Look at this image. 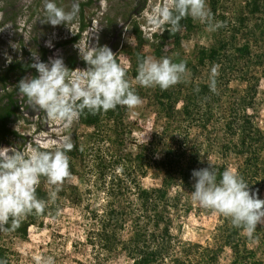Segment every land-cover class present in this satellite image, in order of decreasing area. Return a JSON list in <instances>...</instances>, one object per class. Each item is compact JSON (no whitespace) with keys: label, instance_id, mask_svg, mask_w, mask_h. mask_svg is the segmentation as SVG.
<instances>
[{"label":"rangeland","instance_id":"1","mask_svg":"<svg viewBox=\"0 0 264 264\" xmlns=\"http://www.w3.org/2000/svg\"><path fill=\"white\" fill-rule=\"evenodd\" d=\"M22 2L0 0V114L6 112L7 129L6 133H0V147L17 150L25 148L27 152L33 148L54 151L62 147L65 136L71 137L75 147L68 154L70 175L60 184L57 200L48 205L46 214L28 215L15 231L0 232L2 258L7 260L8 264H37L38 256H53L55 264H130V260L121 250L109 254L95 245L96 224L92 213L94 210L102 213L106 205L104 187L107 179L119 172L121 164H125L127 169L135 168L137 155H140L141 167L145 171L144 174L136 171L141 186L146 189L160 187L162 172L148 163H151L152 159L160 158L169 146L175 147L180 142L183 144L188 126L182 114H179L177 122H168L155 102L156 87H141L134 83L136 76L133 72L137 69L135 53L143 54L144 58L169 57L173 62L184 61L188 69L190 64L196 63L198 47H210L218 38L228 37L229 23L242 11L244 0H217L216 11L211 12L214 22L220 21L222 26L214 31H209L205 25L193 20L191 16H186L180 21L179 31L174 33L165 30L167 25L156 28L150 23L153 7L171 4V0H56L58 7L72 14L70 21L61 23L58 27L47 23L44 0H33L28 5L21 4ZM210 3L211 1L207 0V6L211 10ZM100 5H104V10L99 9ZM221 15H225V19H222ZM257 20H261V16H252L248 24L258 22ZM21 24L24 25L23 34L20 33ZM5 27L15 31L16 36L12 40L2 35ZM94 27L98 29L96 34L91 32ZM55 32L57 35L54 40L57 43H51L49 47L48 39ZM85 33L92 37V44L90 48L82 50L80 45ZM244 34L245 31L238 34V42L242 41ZM85 38L88 40L87 36ZM102 46L111 49L115 59L126 69L127 78L133 82L137 94L142 98L141 105L136 108L120 106L119 112L109 110L110 117H122L125 128H116L107 116L101 117L98 127L84 125L78 117L70 127H65L62 122L59 128L55 129L56 135L53 137L50 136L45 141L37 139L36 144L30 143L27 135L34 125L26 123L24 118L38 117L41 111L27 105L26 98L19 93L18 83L23 78L38 75V72L35 68L25 70L24 66L35 63L33 54L37 53L39 59L46 63L49 58L60 57L70 70L86 69L88 65L83 64L85 61L82 56L94 47ZM254 48L264 53V40ZM16 64H22V67L8 72L10 67ZM211 68L210 65L198 68L199 71L193 77L188 70L182 81L172 87L188 89L191 83L207 81ZM260 69L255 68L251 73H257ZM5 75L7 76L3 80ZM245 86L243 81L232 77L228 83L231 90L217 89V102L220 104L214 112L215 127L219 125L224 107L243 95ZM180 107L179 103L177 108ZM7 111H11V114L7 115ZM247 112L264 130V77L260 78L253 106L248 108ZM216 130L221 131L219 128ZM188 131L189 139L186 143L194 142L200 145L203 138L199 131L191 126ZM210 132L214 133L215 130L211 129ZM17 145H20V148ZM213 157L211 154L212 160ZM96 160L102 162V174L95 170ZM237 162L230 156L228 169L236 172ZM54 187L48 184L44 177L41 178L37 189L40 190V195L45 197L44 200H48V193ZM191 192L179 185L169 188L171 232L181 241L214 247L218 244V214L213 209L202 208L191 198ZM125 196L127 199H134L129 190L125 192ZM258 196L264 199V189ZM126 198H123L124 204L127 202ZM26 223L29 225L27 235L22 236L20 229ZM126 232L127 230L124 236ZM243 234L247 235L245 231ZM247 246L264 263V234L252 237ZM231 256V250L225 247L219 257V263L229 264Z\"/></svg>","mask_w":264,"mask_h":264},{"label":"trees","instance_id":"2","mask_svg":"<svg viewBox=\"0 0 264 264\" xmlns=\"http://www.w3.org/2000/svg\"><path fill=\"white\" fill-rule=\"evenodd\" d=\"M210 1L211 11L215 12L217 0ZM255 15L261 16V20L249 25L250 17ZM221 18L225 19V15H221ZM260 23L264 27V0H244L242 11L229 23L228 37L218 38L210 47L197 48L196 63L190 64L188 70L193 77L199 71L198 68H204L206 65L219 66L215 91L209 87L210 77L207 81L191 83L188 89L179 86L163 90L156 87L155 102L168 122H177L179 114L187 120L184 143L180 142L175 147L169 146L160 158L152 159L151 163H148L162 172L160 187L146 189L139 183L136 171L139 170L141 174L145 172L141 167L140 155H137L135 168L127 169L125 164H121L119 172L107 179L104 187L106 205L102 213L95 210L92 213L96 224L95 245L101 250L109 254L121 250L130 260V264H220L219 257L224 248L228 247L232 252L229 264H264L247 246L250 238L243 234L244 230L233 226L230 217H225L217 211L219 223L216 226V246H204L176 238L171 232V202L168 196L169 188L174 185L194 191L196 180L192 176L193 170L212 166L217 170L219 180L223 171L228 169L230 156L238 161L236 173L249 184L250 191L259 195L264 189V130L247 112L248 108L253 106L260 78L264 77V53L254 48L264 40V28ZM242 31L246 34L243 35L242 41L238 42V34ZM135 59L138 67L144 55L137 52ZM116 60L118 62V59ZM18 67H22V64L11 66L8 72ZM30 68L34 67L29 63L24 66L25 70ZM255 68L261 69L257 73H251ZM133 74L136 76L137 69ZM232 77L246 84L243 95L224 107L219 125L215 127L214 112L220 104L217 102V89L231 90L228 83ZM179 103L181 107L177 108ZM114 110L119 112L120 106ZM108 112L92 114L84 110L79 115V121L87 126L98 127L101 117L107 116L116 128L123 130L125 124L122 117H110ZM190 126L195 127L203 138L200 145L194 142H188L189 145L186 143ZM217 128L221 131L217 132ZM211 129L215 132L211 133ZM2 130L3 133L7 132L4 125ZM211 154L214 156L213 160ZM101 164V161H94L95 170L99 174L103 173ZM128 190L134 199L126 198L125 192ZM40 193L37 189V197L44 200L45 197ZM124 197L126 204L123 203ZM43 214H46L45 211ZM28 226L26 223L20 229L22 236L27 235ZM261 234H264V225L258 224L253 237H259Z\"/></svg>","mask_w":264,"mask_h":264},{"label":"clouds","instance_id":"3","mask_svg":"<svg viewBox=\"0 0 264 264\" xmlns=\"http://www.w3.org/2000/svg\"><path fill=\"white\" fill-rule=\"evenodd\" d=\"M44 5L47 23L56 26L72 19V14L58 7L56 0H44ZM186 16L205 25L209 31L222 26V22H214L207 0H171V4L154 6L150 23L156 28L167 25L165 30L174 33L179 31L180 21ZM33 57L32 67L38 75L21 79L19 93L26 98L27 105L42 110L52 121L63 122L65 127H70L84 110L96 114L117 106L133 109L142 103L133 82L127 78L126 69L107 46L94 47L82 56L88 65L86 69L70 70L60 57L49 58L47 63L37 53ZM218 67L211 68L212 91L216 88ZM187 71L184 61L176 63L169 57L149 56L138 63L134 83L166 90L180 83ZM74 147L70 136H65L62 147L54 151L33 148L25 152L0 147V232L15 231L26 216L41 214L50 203L56 202L60 184L70 175L68 153ZM192 176L196 182L191 198L202 208L230 217L232 225L242 228L250 239L257 225H264V199L250 191L249 184L238 173L225 169L218 180L217 170L209 166L193 170ZM41 177L55 186L49 191L48 200L37 197ZM36 262L55 264V259L38 256ZM0 264H7V260L0 258Z\"/></svg>","mask_w":264,"mask_h":264},{"label":"bare ground","instance_id":"4","mask_svg":"<svg viewBox=\"0 0 264 264\" xmlns=\"http://www.w3.org/2000/svg\"><path fill=\"white\" fill-rule=\"evenodd\" d=\"M23 2L21 4H30L33 0H22ZM108 3V2H107ZM114 3V2H113ZM98 5V4H96ZM36 6V5H35ZM104 5H100L98 6L99 9H102ZM104 10V9H102ZM25 11V10H24ZM101 12V11H100ZM28 15V14H27ZM144 15V14H143ZM21 17V16H20ZM25 19V17H24ZM143 19V18H142ZM34 21V20H33ZM21 26V30L20 33L23 34V26L24 25H20ZM60 26V25H59ZM55 27V26H54ZM58 27V25H57ZM66 27V26H65ZM97 27H94V29H92V33L96 34L98 31V29L96 30ZM26 29V28H25ZM50 29V28H49ZM54 31V30H53ZM62 31V30H61ZM68 31V29H67ZM90 34V33H89ZM2 35L7 37L8 40H12L15 36L16 33L13 29H11L10 27L7 28L5 27L2 30ZM57 35V32L53 33L52 36L49 37L48 41L50 43H57L56 40H54V37ZM59 36V35H58ZM85 36L88 37V40L85 38ZM44 37V36H43ZM60 38V37H59ZM58 38V39H59ZM67 38V37H66ZM69 38V37H68ZM62 40V39H61ZM92 44V37L90 35H88L87 33H85L82 37L81 40V45L80 48L82 50H85L87 48H90ZM38 111V110H37ZM40 112V111H39ZM21 116V115H20ZM26 123H31L34 125L33 129L29 130V133L27 135L28 141L32 144H36L37 143V139H41L43 141H45L46 138H50V136H54L56 135V128H59V126L61 125V121H52L50 120L46 114L41 110L40 113H38V117L35 116H28L24 118ZM24 122V123H25ZM32 125V126H33ZM38 125V126H37ZM25 126V125H24ZM29 127V126H28ZM22 129V128H21ZM40 129H44V131H40ZM24 131V130H23ZM40 141V140H39ZM36 142V143H35ZM15 143V142H14ZM17 144V143H16ZM13 145V144H12ZM18 146V145H17ZM20 148V145L18 146ZM23 151L27 152L26 149H22Z\"/></svg>","mask_w":264,"mask_h":264},{"label":"crops","instance_id":"5","mask_svg":"<svg viewBox=\"0 0 264 264\" xmlns=\"http://www.w3.org/2000/svg\"><path fill=\"white\" fill-rule=\"evenodd\" d=\"M8 106V105H7ZM5 107H6V105H5ZM4 107V108H5ZM11 111H7V115H9V114H11L10 113ZM6 112L4 111V114H0V133H3V130H2V126L4 125V127H5V119H6V114H5Z\"/></svg>","mask_w":264,"mask_h":264}]
</instances>
